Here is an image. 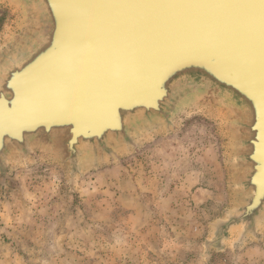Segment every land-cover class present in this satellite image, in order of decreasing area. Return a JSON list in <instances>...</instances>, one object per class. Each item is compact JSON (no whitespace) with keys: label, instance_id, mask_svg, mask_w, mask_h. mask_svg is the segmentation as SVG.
<instances>
[{"label":"water","instance_id":"95a60500","mask_svg":"<svg viewBox=\"0 0 264 264\" xmlns=\"http://www.w3.org/2000/svg\"><path fill=\"white\" fill-rule=\"evenodd\" d=\"M0 187L57 157L75 182L183 110L215 100L231 132L234 202L207 249L264 227V0H3ZM191 110V109H190Z\"/></svg>","mask_w":264,"mask_h":264},{"label":"rangeland","instance_id":"374dc122","mask_svg":"<svg viewBox=\"0 0 264 264\" xmlns=\"http://www.w3.org/2000/svg\"><path fill=\"white\" fill-rule=\"evenodd\" d=\"M1 14L0 44L19 21L3 0ZM230 151L226 110L204 100L73 183L55 156L15 163L0 187V264H264V227L206 246L234 202Z\"/></svg>","mask_w":264,"mask_h":264},{"label":"bare ground","instance_id":"6f19581e","mask_svg":"<svg viewBox=\"0 0 264 264\" xmlns=\"http://www.w3.org/2000/svg\"><path fill=\"white\" fill-rule=\"evenodd\" d=\"M214 101H215V100H214ZM183 111H184V110H183ZM183 111H182V112H183ZM174 114H175V113H174ZM174 114H171V116H170V119H172V120H171L172 123L170 124V126L173 124V121H174L173 116H174ZM178 114H180V113H178ZM178 114H177V115H178ZM177 115H176V116H177ZM165 127H169V126H166V125H165Z\"/></svg>","mask_w":264,"mask_h":264},{"label":"trees","instance_id":"16d2710c","mask_svg":"<svg viewBox=\"0 0 264 264\" xmlns=\"http://www.w3.org/2000/svg\"><path fill=\"white\" fill-rule=\"evenodd\" d=\"M2 13V12H1ZM2 16L0 17V28H1V26H2V23H3V21H4V15L5 14H1Z\"/></svg>","mask_w":264,"mask_h":264}]
</instances>
